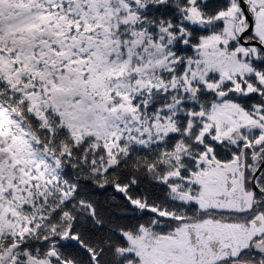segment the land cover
Masks as SVG:
<instances>
[{"label":"snow or ice","instance_id":"snow-or-ice-1","mask_svg":"<svg viewBox=\"0 0 264 264\" xmlns=\"http://www.w3.org/2000/svg\"><path fill=\"white\" fill-rule=\"evenodd\" d=\"M0 264H264V0H0Z\"/></svg>","mask_w":264,"mask_h":264}]
</instances>
